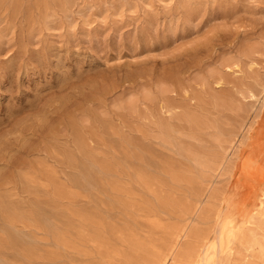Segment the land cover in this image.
<instances>
[{"label": "rangeland", "instance_id": "374dc122", "mask_svg": "<svg viewBox=\"0 0 264 264\" xmlns=\"http://www.w3.org/2000/svg\"><path fill=\"white\" fill-rule=\"evenodd\" d=\"M263 193L264 0H0V264H264Z\"/></svg>", "mask_w": 264, "mask_h": 264}, {"label": "bare ground", "instance_id": "6f19581e", "mask_svg": "<svg viewBox=\"0 0 264 264\" xmlns=\"http://www.w3.org/2000/svg\"><path fill=\"white\" fill-rule=\"evenodd\" d=\"M259 203L261 204V206L264 205V193L260 197ZM233 206H234V203H228V204H226V209L229 210ZM234 210L236 212H238L236 209H234ZM235 219H236L235 216H232L231 220L228 219L230 221L231 225H229L230 227H229L228 231L226 232L227 233L226 236H227V241L229 242L228 244H230V245L234 242V239H235V232L233 229V224L235 222ZM224 225H226V222ZM215 230H216L214 232V241L215 242L213 243V249H212V251H210L207 246H204L203 258H201L202 259L201 264H214V259L216 258V260H219L221 257V248L226 241L225 240L226 238H224V236H223V231H224L223 224L219 225L218 229H215ZM206 245H208V244H206ZM215 264H216V261H215Z\"/></svg>", "mask_w": 264, "mask_h": 264}]
</instances>
